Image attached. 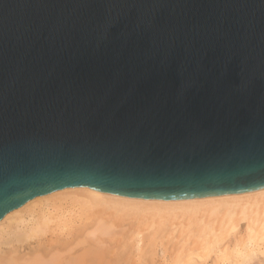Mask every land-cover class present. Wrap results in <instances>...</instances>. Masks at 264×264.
Listing matches in <instances>:
<instances>
[{
  "label": "water",
  "instance_id": "95a60500",
  "mask_svg": "<svg viewBox=\"0 0 264 264\" xmlns=\"http://www.w3.org/2000/svg\"><path fill=\"white\" fill-rule=\"evenodd\" d=\"M68 186L264 187V0H0V219Z\"/></svg>",
  "mask_w": 264,
  "mask_h": 264
},
{
  "label": "bare ground",
  "instance_id": "6f19581e",
  "mask_svg": "<svg viewBox=\"0 0 264 264\" xmlns=\"http://www.w3.org/2000/svg\"><path fill=\"white\" fill-rule=\"evenodd\" d=\"M113 213L150 230L114 221L123 236L107 243ZM0 264H264V187L188 198L57 189L0 219Z\"/></svg>",
  "mask_w": 264,
  "mask_h": 264
},
{
  "label": "rangeland",
  "instance_id": "374dc122",
  "mask_svg": "<svg viewBox=\"0 0 264 264\" xmlns=\"http://www.w3.org/2000/svg\"><path fill=\"white\" fill-rule=\"evenodd\" d=\"M110 214L111 213H109L108 215L110 216ZM116 215V216H115ZM118 215H120V214H112V216H113V218L112 217H109L108 219V224H110L109 226H111L110 228H108V231L106 232V233H103V234H101V238L102 239H105L106 241H107V243H110V242H118L119 241V239L123 236V234L122 233H120L119 231H117L119 228H117V230H116V232L114 233L113 231H114V229L118 226H122L123 227V225H125L126 224V230H128L127 228H130V226H132L131 227V229L134 231V230H137V229H139L140 230V232H141V234H143V236L145 235V233H147L149 230H150V227L148 228H145L146 226H144V225H147L148 224V222L147 223H142V224H140V226H137V225H135V228H137V229H135L134 228V225H132L131 223V225H128L129 224V222H127L126 220H127V217H128V215H127V217L125 218L124 217V219L122 220V221H120L121 220V218H120V216H118ZM117 217V218H115V217ZM130 216V215H129ZM126 219V220H125ZM114 222H116V224H119V225H117L116 226V224H115V222L114 223H112V221ZM119 220V221H118ZM113 224V225H112ZM144 224V225H143ZM141 225H143V226H141ZM148 225H150V224H148ZM137 226V227H136ZM113 227V231H111V228ZM120 230H121V228H120ZM122 235V236H121ZM103 236V237H102ZM119 236H120V238H119ZM113 238V239H112ZM160 247H168L169 246V242L168 241H165V240H163L162 242H160V245H159ZM168 249H170V247H168ZM169 251H171V250H169Z\"/></svg>",
  "mask_w": 264,
  "mask_h": 264
}]
</instances>
